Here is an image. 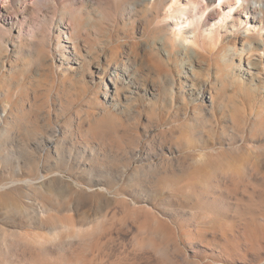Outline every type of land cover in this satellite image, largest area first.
<instances>
[{
    "label": "rangeland",
    "instance_id": "1",
    "mask_svg": "<svg viewBox=\"0 0 264 264\" xmlns=\"http://www.w3.org/2000/svg\"><path fill=\"white\" fill-rule=\"evenodd\" d=\"M165 4L148 10L140 0H0L11 12H0V264H264V135L250 133L262 97L243 81L242 39L225 36L219 56L209 46L196 55L219 67V99L230 97V122L243 125V137L218 135L191 154L163 134L137 144L123 131L138 115L126 96L146 114L167 106L162 89L151 100L140 90L131 96L126 72L139 83L149 70L163 79L167 69L148 43L140 55L149 68L125 45L114 54L106 43L110 25L134 22L168 36ZM75 30L84 59L73 79L77 57L52 64L48 54L57 41L71 49ZM169 46L185 50L176 41ZM66 74L72 84L65 90L74 84L86 100L78 109L55 101ZM210 106L200 119L210 118ZM218 149H225L223 162L195 158Z\"/></svg>",
    "mask_w": 264,
    "mask_h": 264
},
{
    "label": "clouds",
    "instance_id": "2",
    "mask_svg": "<svg viewBox=\"0 0 264 264\" xmlns=\"http://www.w3.org/2000/svg\"><path fill=\"white\" fill-rule=\"evenodd\" d=\"M121 30L125 33L126 39L120 37ZM137 31L141 33L139 37H137ZM113 40L116 41L115 45H113ZM157 42L160 45L159 48L156 47ZM106 43L114 48V54H122L125 49L120 46L125 45L130 57L139 60L143 67L149 68L147 59L140 55L142 43H148L153 56L167 69L163 79L159 74L154 75L153 71L149 70L148 77L140 85L141 95L149 100L152 99L154 93L163 90L167 106L164 107V111L160 115H157L155 108L150 114L140 111V105L137 101H132L130 104V107L137 108L138 115L132 123L124 126L123 131L137 144L140 142L151 143L163 134L164 139L171 145L182 151L195 154L199 151L200 145L216 139L218 135H228L231 132L243 137V125L239 124L234 117H231V125L234 126L230 125V112L226 104V100L230 97L226 96L224 99H219L218 86L221 85V79L218 66L209 68V66L201 63L195 52L187 49L176 52L170 48L165 33L152 35L147 31L137 29L134 22L126 24L123 29L119 28L118 22L112 23ZM71 45V49L61 45L59 41L55 46L50 45L48 58L51 63L56 64L58 59L65 61L73 56L79 57V61H83L84 57L80 52L79 41L73 40ZM84 47L88 48L89 45L85 44ZM73 48H75V52ZM221 53L222 48L217 49L215 54L219 56ZM7 54L5 53V55ZM79 61L70 65L73 79H75ZM56 71L59 72V68ZM205 71H207V76L200 77L199 74ZM57 83L61 86L55 93L57 104L63 105L67 101L68 107L78 109L81 104L86 103L84 95L76 91L74 84L67 90L63 87L65 84H72V81L68 80L67 74ZM194 93L197 100L204 106L210 103L214 105L208 111L210 118L200 119L205 111L204 108L193 109L189 97ZM218 101L223 106L219 111L215 107ZM51 102L50 98L49 103ZM177 118L181 122L178 123Z\"/></svg>",
    "mask_w": 264,
    "mask_h": 264
},
{
    "label": "bare ground",
    "instance_id": "3",
    "mask_svg": "<svg viewBox=\"0 0 264 264\" xmlns=\"http://www.w3.org/2000/svg\"><path fill=\"white\" fill-rule=\"evenodd\" d=\"M161 1L164 0H140V4L148 10H154L156 3ZM165 3V6L167 4L168 6L166 8L163 6L164 8H162L164 14L161 23L170 30L167 36L169 44L174 41L179 42L184 49L196 54L198 51L197 47L204 50V47L209 46L212 49L211 52L215 53L217 49L223 47V38L225 36L229 35L232 38L242 39L240 52L242 61L240 62L241 68H239L244 75L249 77L248 82H246L245 78L243 81L248 83L245 86L248 87L249 85L250 91L262 97V106L252 115L253 122L250 125V133L251 135H264V76H262L264 75V0H165ZM3 10L11 13L8 6L0 7V12H3ZM243 14L248 16L247 21L244 22L249 25L244 32L241 31L243 24L241 17ZM68 15L74 18L71 13H68ZM14 18L16 16H7L4 21H13ZM211 19L217 21L211 25ZM63 27L67 29L66 26ZM68 29H71V26ZM75 34L76 30L75 32L71 31L68 38L69 42L75 40L73 37ZM236 44L237 42L235 41L234 46ZM234 48L229 46L230 50ZM73 50L75 52V48ZM78 60L79 57H77ZM244 65H246V68ZM125 76L127 77L125 84L129 86L128 89L132 91L130 93L133 96L140 90V85L144 80L136 83L137 80L129 72H126ZM117 83H114L116 95L119 90ZM126 97L129 102L135 100V97ZM189 99L191 104H193L194 110L206 107L197 100L195 93ZM210 105L212 109L214 105L211 103ZM224 150L201 151L195 158H201L198 162H203L204 159L202 158L206 159V156H212L223 162L224 159L220 155H222ZM213 152H217V154Z\"/></svg>",
    "mask_w": 264,
    "mask_h": 264
}]
</instances>
